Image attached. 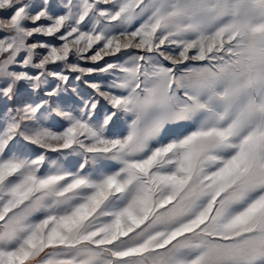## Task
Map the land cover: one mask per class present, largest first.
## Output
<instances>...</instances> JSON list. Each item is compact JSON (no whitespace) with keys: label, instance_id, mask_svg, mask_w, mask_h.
Returning a JSON list of instances; mask_svg holds the SVG:
<instances>
[{"label":"snow or ice","instance_id":"obj_1","mask_svg":"<svg viewBox=\"0 0 264 264\" xmlns=\"http://www.w3.org/2000/svg\"><path fill=\"white\" fill-rule=\"evenodd\" d=\"M0 264H264V0H0Z\"/></svg>","mask_w":264,"mask_h":264}]
</instances>
